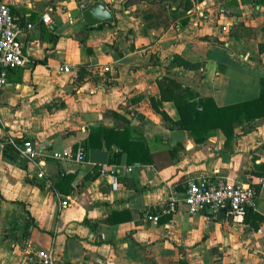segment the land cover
Returning a JSON list of instances; mask_svg holds the SVG:
<instances>
[{"label": "crops", "instance_id": "1", "mask_svg": "<svg viewBox=\"0 0 264 264\" xmlns=\"http://www.w3.org/2000/svg\"><path fill=\"white\" fill-rule=\"evenodd\" d=\"M3 1L26 59L7 72L0 139L30 138L52 183L0 154V264H31L30 247L61 264H264V114L197 140L177 106L260 95L264 0ZM94 2L111 22H84ZM81 144L83 162L49 155ZM200 176L253 184L256 209L189 214L184 191Z\"/></svg>", "mask_w": 264, "mask_h": 264}, {"label": "built area", "instance_id": "2", "mask_svg": "<svg viewBox=\"0 0 264 264\" xmlns=\"http://www.w3.org/2000/svg\"><path fill=\"white\" fill-rule=\"evenodd\" d=\"M82 7L85 6L84 0H79ZM45 22L50 20V16H43ZM21 27L11 13L9 4L0 0V95L7 83V72L10 68L21 66L25 62L23 46L20 40ZM59 71L67 72L69 66L58 67ZM108 70V67H105ZM8 148L14 150L18 157L25 159L38 168L36 175L41 178L46 186H51L52 181L40 169V162L43 157L35 149L33 141L25 137L21 141L13 136L0 139V154ZM85 146L83 144L76 148L73 156L70 150L53 151L49 154L56 160L64 158H74L79 162L85 160ZM102 172H114V168L107 167L101 169ZM183 201L187 212L191 215L209 211L216 213L221 207L229 205L230 213L234 218L242 221L250 210L257 207V191L251 183H234L227 179L207 176H200L195 180H189L184 191ZM68 200H62L63 206L67 205ZM177 208V198L173 194L166 197V205L163 209L165 213H172ZM156 221L157 216L151 217ZM25 261L31 264H61L55 257L52 249L29 248L25 254Z\"/></svg>", "mask_w": 264, "mask_h": 264}, {"label": "trees", "instance_id": "3", "mask_svg": "<svg viewBox=\"0 0 264 264\" xmlns=\"http://www.w3.org/2000/svg\"><path fill=\"white\" fill-rule=\"evenodd\" d=\"M260 95L252 100L235 103L226 106H217L213 101L202 102L196 105L195 99L192 102L193 108L190 111L189 104L182 105L177 102L181 114V123L184 124L189 134L202 139L206 131L220 127L223 132L230 136L233 129L242 122L259 117L264 114V81L262 80ZM197 94L194 96L196 97ZM163 118H166L163 114Z\"/></svg>", "mask_w": 264, "mask_h": 264}, {"label": "water", "instance_id": "4", "mask_svg": "<svg viewBox=\"0 0 264 264\" xmlns=\"http://www.w3.org/2000/svg\"><path fill=\"white\" fill-rule=\"evenodd\" d=\"M83 20L87 25H94L102 22H111L113 20V13L105 5L94 2L88 6L82 13ZM201 99H198L200 103ZM229 207V205H227Z\"/></svg>", "mask_w": 264, "mask_h": 264}]
</instances>
